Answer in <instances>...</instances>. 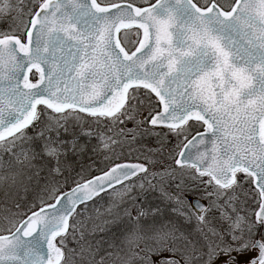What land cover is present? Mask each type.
Masks as SVG:
<instances>
[{
	"label": "snow or ice",
	"instance_id": "obj_1",
	"mask_svg": "<svg viewBox=\"0 0 264 264\" xmlns=\"http://www.w3.org/2000/svg\"><path fill=\"white\" fill-rule=\"evenodd\" d=\"M11 11L2 0L0 15ZM27 15L15 29L0 31V142L23 136L43 115L39 105L120 124L147 110L148 123L167 129L177 147L183 144L175 164L194 169L193 179L208 177L201 184L215 185L205 189L217 198L208 208L198 200L187 205L180 193L173 211L191 219L195 209L206 226L213 207L235 213L221 211L226 230L209 229L215 239L205 236L202 264L221 257L222 264H264V0H231L227 8L219 0H145V6L132 0H33ZM131 29L142 39L129 40L126 49L123 36ZM62 143L49 136L43 147L58 161ZM147 171L140 164L116 165L51 196L52 203L34 205L7 230L10 235H0V264H62L60 245L77 207L117 185H123L119 192L130 191L136 182L125 181ZM238 173L252 178L259 197L251 217L230 203L234 193L217 203L242 185ZM139 215L146 213L141 209ZM164 250L177 251L160 244L135 255L140 264H156L150 253ZM187 251L181 252L185 264L195 259ZM159 264L180 261L160 257Z\"/></svg>",
	"mask_w": 264,
	"mask_h": 264
},
{
	"label": "rangeland",
	"instance_id": "obj_2",
	"mask_svg": "<svg viewBox=\"0 0 264 264\" xmlns=\"http://www.w3.org/2000/svg\"><path fill=\"white\" fill-rule=\"evenodd\" d=\"M8 2L12 5V11L9 15H0V31H11L22 22H26L33 0H8ZM219 3L227 8L231 0H219ZM134 4L145 5V0H135ZM137 39L136 32L128 31V35L123 36V46L128 49L130 47L128 41L135 42ZM63 117L66 119L64 123L59 121ZM63 117H57L54 121L51 120L52 118L43 117L44 128H34L31 134L19 136V138L16 136L5 143H0L1 206L12 204L13 209L17 210L16 207L22 193L36 186L41 181L40 176L46 175L48 171L49 175L59 172L60 163L58 165V161L50 156L43 147L48 137L51 136L53 139L64 142L60 145L63 151L59 158L86 153L89 157L86 162L88 170L99 168L104 171L115 163L132 161V159L144 163L148 167L147 173L125 183L130 184L135 181V188L130 191H117V189L123 188L122 185L80 207L73 215L71 222L76 236L94 238L93 244L98 248V250L95 249L96 257L100 259V263L104 259L105 264H140V258L135 253L140 252V249L146 248V246L156 248V245L160 244L159 242L155 244L159 239L158 229L162 221L161 217H165L167 213L174 216V219L177 217L181 219L183 226L180 228L176 224V219L169 220L168 225L185 232L184 237H187L188 241L180 240L175 244V249H179L176 254L164 250L158 254L152 253L151 260L159 264L160 257H171L179 260L180 264H185L181 252L186 248L188 251L185 252V255L195 257V259L189 260V264H202L203 260H207V256L202 254L207 252L209 241L201 236L210 234V239H215L211 237L210 228H216L218 231H224L227 228L226 219L221 217V211L231 213L233 216L235 213L228 207L223 209L213 207L211 212L205 214L206 219L210 221L206 226L198 221L196 217L200 214L193 210L192 212L195 214L191 219L173 211L177 207L176 199L169 206V193L161 191L172 190L175 197L183 193L187 205L192 198H199L206 203V208L209 207L211 200L217 199L215 196L208 197L205 192V189L212 191L215 185L200 183L201 179L207 180L208 177L201 178L196 175L193 179L192 177L195 175L193 169L177 168L173 165L177 151L182 145L177 147L178 141L174 135H165L168 130L148 127L146 125L147 110L141 111L135 121L126 120L123 124L113 122L112 119L103 121L99 118L93 121L94 123L91 122L92 129L83 128L84 130L80 129V126L83 125L82 122L85 119H82L77 113H65ZM141 120L144 122L140 123ZM122 129L123 131H121ZM139 158L140 160H136ZM86 170H82V172ZM237 175L238 179L244 181L242 185L227 190V194L220 197L217 203L223 205L228 196L234 193V198L230 203L237 207L241 216L251 217L257 209L258 195L251 186L250 177L245 178L243 173ZM87 178L86 176L82 180ZM166 179L169 180L166 181ZM177 185L180 187L178 188ZM45 186L46 183L43 188ZM189 189H194V191H189ZM40 194L41 197L44 196V191ZM130 197H134V199ZM187 205L185 211L188 210ZM125 209L130 212V215L126 214ZM141 209L146 215H139ZM157 209L159 211H156ZM142 219L145 222L148 220L150 225H155L152 236L155 243L152 241L149 246L138 234V226L144 222L141 221ZM163 222L166 223V221ZM145 227L147 226L145 225ZM140 255H144V253H140ZM222 260L223 257L215 260L213 264H222ZM77 262L78 264H95V258L88 256L85 259H77Z\"/></svg>",
	"mask_w": 264,
	"mask_h": 264
},
{
	"label": "trees",
	"instance_id": "obj_3",
	"mask_svg": "<svg viewBox=\"0 0 264 264\" xmlns=\"http://www.w3.org/2000/svg\"><path fill=\"white\" fill-rule=\"evenodd\" d=\"M117 1H120V0H104L105 3L117 2ZM134 1L135 0H132L133 3H134ZM153 1L154 0H152V2ZM30 77H31V74H30ZM41 110H43V115H41L38 120L34 121V123L28 129L23 131V133H24L23 136H25L27 134H31L33 132L34 128H38V127L44 128V126L42 125L43 117L52 118L51 120L54 121L55 119H57V117H63L65 115V114L64 115L54 114L50 111H47L44 108H39V112ZM78 116L82 117V119H85L82 122L83 125L80 126V129L84 130V129H92L93 128L92 127L93 125L91 122L95 121L96 119H93V118H90L87 116H82V115H78ZM100 119L103 121H107V119H104V118H100ZM59 121L64 123L66 121V119H64V117H63L62 120H59ZM76 133L79 134L78 132H76ZM19 136H21V134H19L17 137H19ZM88 158L89 157L87 156L86 153L81 154V155H77V156H70V155L67 156L66 155V156L60 157L58 160V165L60 163L59 172L53 173L52 174L53 176H52V175H49V171H48V173L46 175L40 176L41 181L39 180L40 182L36 186H33V188H31V190L28 189L24 193H22V197H21V199H19L18 206L16 207V208H18L17 210L13 209L12 204L6 205L5 207L1 206V204H0V234L8 233L7 230L9 228L13 229L14 225H16L17 222L19 221L20 216L23 215L25 212H27L29 209L33 208L34 205L39 206L42 203V201L50 202L52 200L51 196H55L58 193H60L61 191H63L64 189L69 188L75 182L80 181L79 179L82 180L86 176L89 177V176H92L94 174H97V173H100L101 171H103L102 169H99V168H96L93 170H88L86 168L87 167L86 162H87ZM133 160H135V159H132V161ZM136 160H140V158L136 159ZM82 170H86V171L82 172ZM168 180L169 179H166V181H168ZM169 182L172 183V181H169ZM45 183H46V186H45V188H43ZM165 184H166V182H165ZM42 191H44V196L41 197L40 193ZM161 192H168L169 193L168 203L170 206V204H172L173 200L175 199V195L173 194V191L167 190V191H161ZM161 195H163V194H161ZM164 197H166V195ZM170 198H172V199H170ZM173 217H172V215H169L168 213L165 217L164 216L161 217L162 221L160 223L162 224V226H161V224L159 226V229H158L159 230V234H158L159 239H158V241H156V243L152 237L154 234L155 225H150V222L148 220H146V222H145L144 219H142L141 221H144V222L139 224L138 234L141 235L143 242L146 243L148 246L150 245V242H152V241H154L155 244H157L159 242L160 244H162L164 246L165 249H167L169 247L175 248V244L180 240L188 241V238L184 237L185 232H182V230L174 229L173 227H170L168 225L169 220L174 221L176 219L175 221H176V224L179 226V228L183 226V224H182L183 222L181 221L180 218L177 217L174 219ZM163 221H166V223H164ZM165 224H166V226H165ZM145 225L147 227H145ZM59 239H61V238H59ZM62 239L64 240V243L60 246L62 247L64 254H65V258H64V261L62 262V264H78L77 259H85V258H88V256L95 258V264H105L106 263L104 259L100 263V259H98V257H96V255H97L96 250H98V248L96 247L95 244H93L94 238L77 237L76 233L74 232V229L72 227V222L70 224L69 232ZM160 244H157L156 247H158ZM177 250L179 252V249H177ZM173 253L176 254V251ZM151 255H152V253H150V256Z\"/></svg>",
	"mask_w": 264,
	"mask_h": 264
},
{
	"label": "water",
	"instance_id": "obj_4",
	"mask_svg": "<svg viewBox=\"0 0 264 264\" xmlns=\"http://www.w3.org/2000/svg\"><path fill=\"white\" fill-rule=\"evenodd\" d=\"M155 2V1H154ZM153 2V3H154ZM139 39H142V33H141V35H140V38ZM38 78V77H37ZM39 107H45L46 108V106H44V105H39L38 106V108ZM46 109H48V108H46ZM48 110H51V109H48ZM52 111V110H51ZM66 111H73L72 109H67ZM65 111V112H66ZM77 112H79V111H77ZM79 113H82V112H79ZM82 114H84V115H88L87 113H82ZM5 116H7V113H5ZM89 116V115H88ZM93 117V116H92ZM148 125H150V126H153V125H151L150 123H148ZM153 127H156V126H153ZM27 129V128H26ZM26 129H23V131L24 130H26ZM203 131H206V128L204 127V130ZM19 133H17L16 135H18ZM11 138H13V137H8L6 140H9V139H11ZM5 140V141H6ZM4 142V141H3ZM1 143V142H0ZM185 143H187V141L185 142ZM200 148H203L204 146L203 145H200L199 146ZM182 150H184V148H183V146H182V148L180 149V151H182ZM196 151V149L194 148L193 149V152H195ZM179 157H178V155H177V157H176V159H178ZM123 164H140V165H144V164H142V163H137V162H121V163H118V164H115V165H113V166H111V167H109L107 170H105L104 172H102V173H99V174H96V175H94V176H92V177H90V178H87L86 180H84V181H82V182H80L79 184H83L84 182H86V181H88V180H91V179H93V178H95V177H100V176H103L106 172H108V171H110L113 167H115L116 165H123ZM174 164H175V162H174ZM177 167H180L179 165H177V164H175ZM145 166V165H144ZM146 167V166H145ZM147 168V167H146ZM142 173H144V172H141V173H138V175L139 174H142ZM137 176V175H136ZM135 177V176H134ZM133 178V177H132ZM252 179V178H251ZM77 184H75L74 186H72L71 188H69V189H67V190H65V191H63V192H68L70 189H72V188H74L75 186H76ZM252 185H253V188L255 189V185H254V183H252ZM119 186H121V185H117L116 186V188L117 187H119ZM111 190H113V188H110V189H108L107 191H102V192H100L99 193V195H96V196H94L91 200H88V201H86L84 204H80L78 207H77V209L78 208H80L81 206H83V205H86V204H88V203H90V202H92L96 197H99V196H101V195H103V194H105V193H107V192H109V191H111ZM259 198V197H258ZM194 201H197V199H195V200H192L191 201V204L194 202ZM52 202H54V200H52ZM52 202H50V203H52ZM198 202L200 203V204H202L204 207H205V205L200 201V200H198ZM76 209V210H77ZM74 214V213H73ZM73 216V215H72ZM71 219V218H70ZM69 224H70V220H69ZM14 230V229H13ZM1 235H10V233H6V234H1ZM27 239V238H26Z\"/></svg>",
	"mask_w": 264,
	"mask_h": 264
},
{
	"label": "flooded vegetation",
	"instance_id": "obj_5",
	"mask_svg": "<svg viewBox=\"0 0 264 264\" xmlns=\"http://www.w3.org/2000/svg\"><path fill=\"white\" fill-rule=\"evenodd\" d=\"M110 119V118H109ZM190 124H194V123H196V122H193V121H190L189 122ZM146 124H147V122H146ZM148 126V125H147ZM155 129H158V130H165V129H163V128H155ZM199 130L200 131H203L204 130V127H200L199 128ZM195 129H193V131H192V134L194 135L195 134ZM189 138H191V136H189ZM185 142V141H184ZM173 165H174V160H173ZM175 166V165H174ZM176 167V166H175ZM185 168V167H184ZM187 168V167H186ZM194 173H195V171H194ZM251 180V179H250ZM251 186H252V184H251ZM192 199H199V198H192ZM191 199V200H192ZM190 200V201H191ZM201 200V199H200ZM189 201V205L191 204V202ZM203 201V200H202ZM204 202V201H203ZM205 203V202H204ZM206 204V203H205ZM206 207H207V205H206ZM193 211H195L194 209H192ZM196 213H198V212H196ZM199 214H201V213H199ZM209 238H210V234H206ZM206 235H202L201 236V238H204ZM207 241H209V239H207ZM253 255H255V253H253Z\"/></svg>",
	"mask_w": 264,
	"mask_h": 264
}]
</instances>
